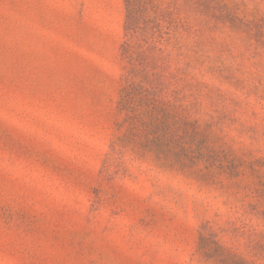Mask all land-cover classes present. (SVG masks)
<instances>
[{
  "label": "rangeland",
  "instance_id": "1",
  "mask_svg": "<svg viewBox=\"0 0 264 264\" xmlns=\"http://www.w3.org/2000/svg\"><path fill=\"white\" fill-rule=\"evenodd\" d=\"M160 8L0 0V264H264V0Z\"/></svg>",
  "mask_w": 264,
  "mask_h": 264
},
{
  "label": "trees",
  "instance_id": "2",
  "mask_svg": "<svg viewBox=\"0 0 264 264\" xmlns=\"http://www.w3.org/2000/svg\"><path fill=\"white\" fill-rule=\"evenodd\" d=\"M125 9L123 53L129 58L136 52L142 65L159 44L175 39V30L162 12L160 0H125Z\"/></svg>",
  "mask_w": 264,
  "mask_h": 264
}]
</instances>
